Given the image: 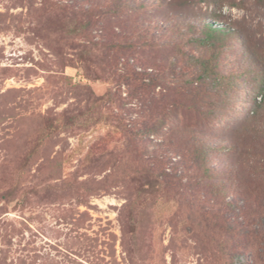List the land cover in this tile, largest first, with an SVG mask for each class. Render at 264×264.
Segmentation results:
<instances>
[{
	"label": "rangeland",
	"instance_id": "rangeland-1",
	"mask_svg": "<svg viewBox=\"0 0 264 264\" xmlns=\"http://www.w3.org/2000/svg\"><path fill=\"white\" fill-rule=\"evenodd\" d=\"M256 56L264 0H0V264H264Z\"/></svg>",
	"mask_w": 264,
	"mask_h": 264
},
{
	"label": "trees",
	"instance_id": "trees-1",
	"mask_svg": "<svg viewBox=\"0 0 264 264\" xmlns=\"http://www.w3.org/2000/svg\"><path fill=\"white\" fill-rule=\"evenodd\" d=\"M205 25L207 27L206 29H207V32H208L209 35L207 34L206 37L200 39L201 43L205 42V41L208 42V39H209V36H210V32L212 33V31H217L218 30V29L217 30L216 29H211L210 28L211 27L210 24H205ZM256 59H257L256 63L258 64V66L255 68V72L252 71L251 73H253L254 77L256 78V82H257L256 89L258 90L257 91L258 93H257V95L255 97V104L257 105L258 104L257 97H261L260 101H263V104H264V61H262V58L259 59V57H257V56H256ZM248 71H251V70H248ZM213 73H214L213 66L209 65L208 61L204 62L203 63V70H202V72L200 74V78L203 77V80H204V78L210 77Z\"/></svg>",
	"mask_w": 264,
	"mask_h": 264
}]
</instances>
